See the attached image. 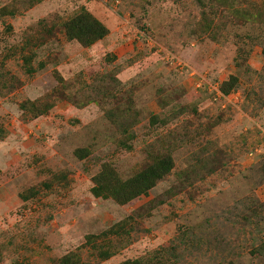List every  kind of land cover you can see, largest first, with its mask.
<instances>
[{"label": "rangeland", "instance_id": "374dc122", "mask_svg": "<svg viewBox=\"0 0 264 264\" xmlns=\"http://www.w3.org/2000/svg\"><path fill=\"white\" fill-rule=\"evenodd\" d=\"M166 155L146 194L93 196ZM71 254L264 264V0H0V264Z\"/></svg>", "mask_w": 264, "mask_h": 264}, {"label": "trees", "instance_id": "16d2710c", "mask_svg": "<svg viewBox=\"0 0 264 264\" xmlns=\"http://www.w3.org/2000/svg\"><path fill=\"white\" fill-rule=\"evenodd\" d=\"M65 30L71 39L78 41L83 47L92 46L109 33V30L87 11H83L67 21ZM237 82V78L233 77L231 81L225 83L224 87L236 85ZM224 92L228 93L229 90L224 89ZM173 168L174 162L170 155L155 157L150 166L126 180L119 178L114 170L105 167L94 178L95 186L91 192L96 198L133 199L141 194H146L158 181L167 177ZM59 264L79 263L76 261L75 255L71 254L63 257ZM133 264H141V262H133Z\"/></svg>", "mask_w": 264, "mask_h": 264}]
</instances>
